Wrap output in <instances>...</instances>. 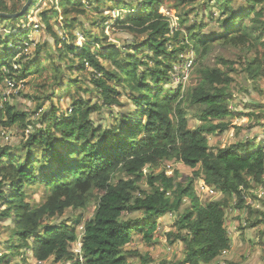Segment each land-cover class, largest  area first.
I'll list each match as a JSON object with an SVG mask.
<instances>
[{"label": "trees", "instance_id": "16d2710c", "mask_svg": "<svg viewBox=\"0 0 264 264\" xmlns=\"http://www.w3.org/2000/svg\"><path fill=\"white\" fill-rule=\"evenodd\" d=\"M21 1L27 0L9 8L0 0V13L20 12ZM67 1L73 5L64 18L69 39L62 40L51 24L57 11L39 16L58 60L50 61L46 42L29 53L35 42L25 23L32 6L17 19L0 17L4 30L0 82L10 80L18 86L30 79L36 84L49 71L41 86L47 88L45 104L68 95L67 85L80 81L65 78L70 64L65 56H74L77 71L90 67L87 98L76 89L69 108L60 114L54 103L46 111L39 104L31 113L19 111L11 102L0 105V126L31 129L18 145L0 144V221H11L8 239L0 242L8 251L0 264H11L17 249L25 248L39 262L55 257L56 263L64 264H133L130 257L137 254L140 264H151L149 254L127 248L136 236L152 243L158 221L167 216L175 218L168 242L184 244L186 259L159 264H211L231 248L226 226L230 210L248 208V226L260 222L251 220L254 210L245 207V195L253 186L264 185V140L248 138L219 147L210 145V137L229 130V119L242 115L234 109L233 92L242 74L248 73L254 83L264 80V0H244L239 8L237 0H176L181 17L172 34L170 19L159 12L163 0ZM103 1L116 2L118 10L128 15L115 20L104 15L100 5L96 8L100 20L87 27L82 20L85 8ZM214 7L219 16L205 19L202 15ZM198 12H203L200 19L194 15L191 20ZM113 20L118 30L134 39L124 46L108 41L101 27ZM207 22L217 24L221 32L205 34ZM79 31L87 43L78 51ZM222 50L236 54L239 61L217 54ZM190 52L195 55L191 85L167 89L174 73L183 79L189 70ZM212 56L214 65L208 63ZM177 65L179 70L174 69ZM121 88L131 99L121 101ZM191 109L197 112L194 124ZM103 113L105 123L92 119L93 114ZM30 115L37 116V122ZM168 163L182 164L192 174L171 172ZM198 182L211 190L212 198L220 197L203 204L195 189ZM39 184L45 185L46 198L32 205L28 190ZM91 206L94 213L79 235V212ZM67 210L73 214L71 223H50ZM79 239L81 251L74 252L72 246Z\"/></svg>", "mask_w": 264, "mask_h": 264}, {"label": "rangeland", "instance_id": "374dc122", "mask_svg": "<svg viewBox=\"0 0 264 264\" xmlns=\"http://www.w3.org/2000/svg\"><path fill=\"white\" fill-rule=\"evenodd\" d=\"M6 2L9 8L13 7L14 3H17L18 0H3ZM26 1H21L20 9L23 8ZM73 4L78 3H86L87 0H72ZM143 3V2H141ZM244 0H237L235 2V6L237 8L242 7ZM103 6V14L107 16H111L113 19L118 20L121 16L125 18L128 15V12L118 10L116 2L112 1H103L99 5L96 6H87L85 8L86 14L83 16L82 20L84 24L89 27V25L95 21L97 18L100 20V13L96 9ZM78 6V5H77ZM142 5H138V8H141ZM76 7V5H75ZM79 7V6H78ZM159 12L165 15L171 21V34L174 33L178 28V21L181 15V7L177 6L176 0H163V3H160ZM72 9L73 5H70L67 0H38L32 4L31 10L32 12L27 17V22L25 26L27 30L31 31L29 38L35 43L30 46L29 53L34 52L36 45L40 43H47L50 54V61L52 59H57L58 54L54 51V42L49 37L50 35L45 31V28H42L41 20L39 18L40 13L45 12L47 15L53 14V11H57L58 15L53 16L51 19V24L54 26V30L57 32L61 39H69V36L65 34L64 27V18L66 17V12ZM136 13H140L136 12ZM203 12H198L197 14H193L191 16V20L194 18V15L200 19ZM202 16L205 19L208 16L218 17L219 12L214 7L212 9H208L205 14ZM69 17V16H68ZM196 17V16H195ZM113 20L108 26H102L101 29L105 30V34L109 37L110 42L117 43L118 45H125L126 42L133 40L130 35L123 34L121 30H118L117 25H114ZM209 25L208 28L204 31L205 34H212L218 31L220 27L212 22H207ZM4 34V30L0 26V37ZM49 35V36H48ZM143 38L138 39V42H142ZM70 41V40H69ZM51 42V43H50ZM74 45L73 42H71ZM77 50H81L87 40L83 34V32H77V40H76ZM62 47V44L58 46ZM97 45L94 46L96 48ZM101 49H98L97 53L100 56ZM222 54L226 56L231 61L238 60L236 54H230L227 50H222L217 54ZM45 51L42 52V58L46 60ZM68 55V54H67ZM188 61L186 63V67L189 70L185 72L184 78L179 77L177 73H174V80L172 85H167L171 88H178L181 84L183 85V90L188 88L191 85L190 76H191V68L193 65V61H195V55L193 52L188 54ZM66 59L69 60L68 67L65 70V78H78L80 81L76 84H68V95L62 96L59 100L58 96L50 99L49 101H45L46 99L45 91L47 88H41L42 85L45 84L46 78L49 76V71L45 72L42 78H38L35 83H30L27 79L25 82L18 83V86H15L13 82L10 80H6L5 82H0V105L3 107L6 102H11L12 105L16 106V109L19 111H30L33 112L38 109L39 104H43V111H46L48 108L50 109V104L54 103L55 106L58 107L60 114L64 109H68V105L70 103V96L75 94V90L79 89L80 95L84 98H87V93L85 92L89 86L88 77L90 67H86L85 72L77 71V61L74 59V56L71 54L65 56ZM102 62L104 59L100 58ZM225 59V58H224ZM58 60V59H57ZM214 56L208 59V63L210 65H214L217 61ZM226 60V59H225ZM49 61V63H50ZM239 61V60H238ZM107 63V62H106ZM240 65V64H239ZM61 66H64L62 64ZM51 67V64L50 66ZM180 66L177 65L174 69L179 70ZM67 78V79H68ZM49 82L52 80L49 79ZM241 84L238 88L236 84L233 86V92L235 96V104L234 109L239 113H242L241 116H234L229 119V122L232 126L229 130L219 131L218 136L210 137V145L213 146H227L233 142L247 140L248 138L255 140H264V80L260 82L254 83L250 78L248 73L242 74ZM28 83V84H27ZM114 84V82H111ZM23 93H19L20 91ZM123 91L121 101H124L129 96V92H124V89H120ZM40 91V92H39ZM39 92V96L38 95ZM130 98V97H129ZM131 99V98H130ZM60 103V104H58ZM233 105V104H231ZM40 110V112L42 111ZM70 113V111H69ZM197 112L193 109L189 110V118L190 123H197L195 115ZM37 116L30 115L31 121L34 123L37 122ZM107 117V114L103 113L102 115L93 114L92 119L98 123H105L103 118ZM40 119V118H39ZM40 126V122L37 124V127ZM31 130V129H29ZM29 130H24L21 126L15 125L12 127H4L0 126V144L14 146L20 143L22 138L28 137ZM25 133V136H22ZM170 171L173 172L174 169H178L180 173H184L186 175H191L192 171L187 170L183 167L182 164H173L168 163ZM163 169V168H161ZM170 172V173H171ZM196 192L199 194L201 202L204 204L209 200H217L219 197L215 196L212 198L211 190L204 185L203 182L196 183L195 186ZM247 192V191H245ZM245 194V193H244ZM46 198V189L44 184H39L38 186H32L28 190L27 200L32 203V205L41 204L44 202ZM246 202L245 207H251L253 209V213L251 215V220H257V224L254 227L248 226V222L246 221V217L248 216V208L245 209H232L229 211V215L226 220V226L228 229L229 236L232 240L231 248L227 252L223 253L219 259L215 260L211 264H264V237L262 236L264 233V185L253 186L251 190L245 195ZM82 213V224L78 227V233L81 235L84 231V224L88 221L92 214L94 213V207L88 208V210ZM73 214L71 211L67 210L63 216L58 218H52L50 223H61L68 222L71 223ZM175 218L165 217L158 221L157 229L153 235V242L148 243L141 236H136L134 238V242L128 246V251H139L142 256L150 255L152 257L151 264H159L164 261H184L186 259V251L184 244L176 243L174 245L168 242V233L174 228ZM164 226V227H163ZM8 227H11V221H0V242L1 244L5 243L8 239L10 233H8ZM4 246V245H2ZM74 252H80L82 248V242L79 239L72 246ZM7 252V253H6ZM16 255L14 258L9 259L11 264H64V263H56L55 257L50 258L49 261L39 262L33 257V253L30 248H25L23 250L17 249ZM8 254L7 248L0 246V259L2 256ZM130 263L140 264V256L137 254L130 257ZM3 264V263H1Z\"/></svg>", "mask_w": 264, "mask_h": 264}, {"label": "water", "instance_id": "95a60500", "mask_svg": "<svg viewBox=\"0 0 264 264\" xmlns=\"http://www.w3.org/2000/svg\"><path fill=\"white\" fill-rule=\"evenodd\" d=\"M35 0H27L23 8L21 9L20 12L14 13V14H9V13H0V17L4 18H11V19H17L19 17L24 16V14L27 13V11L30 9L32 4L34 3Z\"/></svg>", "mask_w": 264, "mask_h": 264}]
</instances>
